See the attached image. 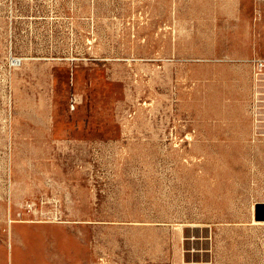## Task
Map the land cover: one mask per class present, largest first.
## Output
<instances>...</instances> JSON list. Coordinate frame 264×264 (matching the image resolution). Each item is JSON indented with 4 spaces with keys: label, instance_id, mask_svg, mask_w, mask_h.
<instances>
[{
    "label": "rangeland",
    "instance_id": "1",
    "mask_svg": "<svg viewBox=\"0 0 264 264\" xmlns=\"http://www.w3.org/2000/svg\"><path fill=\"white\" fill-rule=\"evenodd\" d=\"M0 264H264V0H0Z\"/></svg>",
    "mask_w": 264,
    "mask_h": 264
}]
</instances>
